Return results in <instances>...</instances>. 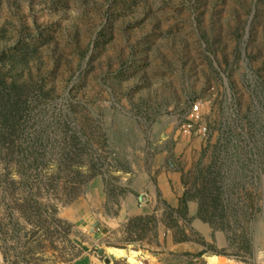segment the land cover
I'll return each mask as SVG.
<instances>
[{
  "label": "rangeland",
  "instance_id": "obj_1",
  "mask_svg": "<svg viewBox=\"0 0 264 264\" xmlns=\"http://www.w3.org/2000/svg\"><path fill=\"white\" fill-rule=\"evenodd\" d=\"M1 79L22 115L1 144L0 264L104 262L109 247L264 264V0H0ZM196 102L206 132L185 135ZM115 153L130 172L83 184L66 165ZM161 155L177 205L151 171ZM131 189L140 212L120 213Z\"/></svg>",
  "mask_w": 264,
  "mask_h": 264
},
{
  "label": "trees",
  "instance_id": "obj_2",
  "mask_svg": "<svg viewBox=\"0 0 264 264\" xmlns=\"http://www.w3.org/2000/svg\"><path fill=\"white\" fill-rule=\"evenodd\" d=\"M5 81L4 79H1L0 81V85H4ZM10 88L9 90L10 93L8 92V95H12L13 97H18L21 94H23L25 87H23V85H18L15 82H13L12 84H10ZM4 91L6 89H4V87L2 88ZM0 90L2 97L0 95V151L3 149L1 144L4 143L5 140L9 139L13 141V137L15 136L16 133L18 132V125L20 123L19 119L21 117L22 114H20V111L18 110V102L17 104H15V108L14 109V105H10V104H6L5 101H3V90ZM15 89V90H14ZM17 137H20V135H18ZM84 147V146H83ZM83 147H81V152H83ZM11 151H9L8 147V153L12 154L14 153V151L17 150V152H24L23 149L20 148H16L14 146L11 147ZM20 149V151H19ZM80 152V151H79ZM72 154V153H70ZM110 158L105 157V158H101V156H96V161H93V157H91L88 160L85 161H79V163H77V161H74L72 158L68 159V163L66 164L67 166L69 165L70 168H74L75 172H76V168H85V171L88 172L89 174L86 175V178H84V180L82 181L83 184H85L88 180H90L91 178H93L94 176L98 175V174H105L106 172H111V171H115V172H120V171H126V172H130L129 167L126 165L127 163H117V154H112L109 155ZM87 179V181H86ZM86 181V182H85ZM81 183V184H82ZM53 210H55V208H53Z\"/></svg>",
  "mask_w": 264,
  "mask_h": 264
},
{
  "label": "crops",
  "instance_id": "obj_3",
  "mask_svg": "<svg viewBox=\"0 0 264 264\" xmlns=\"http://www.w3.org/2000/svg\"><path fill=\"white\" fill-rule=\"evenodd\" d=\"M151 171L152 173H155L159 171V191H161L164 198L167 200L168 203L171 205H177L179 202L180 197L182 196V186L180 182V175L175 170H170L167 168L168 164L166 162L165 155L157 156L154 158L151 164ZM169 169V170H167ZM171 181V185L168 181ZM99 181V180H98ZM97 181V182H98ZM135 189H131L128 194L125 196L122 202V210H120V213L123 211H128L129 214L135 215L140 212L138 207V198L135 195L134 192ZM98 203H100V200H97ZM96 205L95 203H93ZM126 251V250H125ZM132 251H126V255H130L129 257H115L111 253L107 251L109 260L111 259L110 264H133V260L135 257L131 255ZM132 256V257H131ZM108 258H105V261L102 262V257L96 256V255H84L78 259H76L75 262L68 263V264H109ZM213 259L214 256L210 257L209 259ZM137 260V259H136ZM214 261V259H213ZM215 264H218V261L215 262ZM65 264V263H63ZM210 264V263H209Z\"/></svg>",
  "mask_w": 264,
  "mask_h": 264
},
{
  "label": "built area",
  "instance_id": "obj_4",
  "mask_svg": "<svg viewBox=\"0 0 264 264\" xmlns=\"http://www.w3.org/2000/svg\"><path fill=\"white\" fill-rule=\"evenodd\" d=\"M203 108L201 103H193L190 107L188 115L185 117L181 124V131L185 135H191L193 132L205 134L206 127L199 125V121L202 118ZM133 264H147L143 260H136Z\"/></svg>",
  "mask_w": 264,
  "mask_h": 264
},
{
  "label": "bare ground",
  "instance_id": "obj_5",
  "mask_svg": "<svg viewBox=\"0 0 264 264\" xmlns=\"http://www.w3.org/2000/svg\"><path fill=\"white\" fill-rule=\"evenodd\" d=\"M107 251L109 252V253H111L112 255H114L115 257H121V258H123V257H129L130 255H126L125 253H126V251L124 250V249H121V248H116V247H109V248H107ZM131 255L132 256H136V255H139V252H136V251H132L131 252ZM131 256V257H132ZM133 260V263L136 261V259L134 258V259H132Z\"/></svg>",
  "mask_w": 264,
  "mask_h": 264
}]
</instances>
